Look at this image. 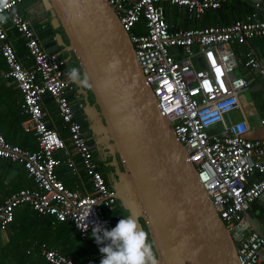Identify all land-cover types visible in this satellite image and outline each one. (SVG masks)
Instances as JSON below:
<instances>
[{"label":"built area","instance_id":"1","mask_svg":"<svg viewBox=\"0 0 264 264\" xmlns=\"http://www.w3.org/2000/svg\"><path fill=\"white\" fill-rule=\"evenodd\" d=\"M29 1L43 7L40 0H0V15L7 17L0 22V53L8 66L6 76L23 95L24 127L35 132L38 148L13 144L0 132V160L22 163L37 187L13 192L0 205V231L13 223L17 206L28 204L41 215L71 221L81 237L87 238L96 223L110 229L126 216L120 213L115 188L94 156L86 127L73 107L77 100L70 98L75 84L66 72L67 58L41 42L32 19L21 10ZM226 1L108 0L134 44L160 108L223 218L240 264H264V232L251 216L253 203L264 194V137H251L253 128L248 121L233 116L240 108L241 93L250 85L237 68L256 71L264 83V61L253 52L239 56L235 44L263 37L264 19L255 9L232 23L176 29L166 16L168 6H178L201 17ZM42 18L43 14L38 20L43 22ZM10 27L24 38L33 66L19 58ZM46 96L57 103L67 137L46 122ZM64 161L75 174L80 169L86 172L91 193L65 184L58 174ZM41 252L52 264H98L94 256L77 262L47 245Z\"/></svg>","mask_w":264,"mask_h":264},{"label":"water","instance_id":"2","mask_svg":"<svg viewBox=\"0 0 264 264\" xmlns=\"http://www.w3.org/2000/svg\"><path fill=\"white\" fill-rule=\"evenodd\" d=\"M40 2L44 21H37V34L48 50L75 59L87 76L88 89L73 81L85 97L84 105L79 100L73 107L78 117L93 120L111 149L117 198L148 232L159 264H240L115 8L108 0Z\"/></svg>","mask_w":264,"mask_h":264},{"label":"crops","instance_id":"3","mask_svg":"<svg viewBox=\"0 0 264 264\" xmlns=\"http://www.w3.org/2000/svg\"><path fill=\"white\" fill-rule=\"evenodd\" d=\"M256 3H260L259 8L255 7ZM43 9L30 1L21 6L22 12L32 19L36 27L39 24L37 14L41 16ZM255 9L258 10L259 17L264 19V0H228L217 9L206 11L201 17L194 16L184 8L168 6L166 16L173 28L186 29L232 23L237 19L246 18ZM35 10L38 13L32 14ZM9 33L19 58L25 65L33 66L24 38L11 27ZM235 49L239 56H246L248 52H253L264 61V36L255 37L246 42L237 41ZM62 55L68 61L67 73L74 67L79 68L78 63L76 65L74 62L75 59H70L67 53ZM7 69L8 66L0 53V132L13 144L35 150L38 148L35 132L24 127L27 114L24 112L23 95L17 85L6 76ZM237 73L246 75L250 85L241 93L240 108L233 116L236 119L248 121L253 128L251 137L263 138L264 83L262 77L256 71L249 72L243 66L237 68ZM75 92L76 88L70 94V98L73 101H79L80 97L73 95ZM44 115L50 126L58 128L64 137L68 136V130L60 118L57 103L50 96L44 98ZM79 118L82 119V117ZM70 152L79 163L77 154L73 150ZM57 155H62V152L58 151ZM58 174L62 176L68 187L83 193L92 192L89 176L83 169L75 174L64 161L58 167ZM36 187V181L22 163L7 159L0 160V205L4 204L13 192ZM120 213L123 214L121 210ZM251 216L256 227L264 232V194L253 203ZM91 235L90 232L87 238H82L71 221H60L54 215H41L28 204L19 205L15 209V218L8 230L0 231V264H52L41 252L43 245L56 249L77 262H84L94 256L99 264L101 258L99 246Z\"/></svg>","mask_w":264,"mask_h":264},{"label":"clouds","instance_id":"4","mask_svg":"<svg viewBox=\"0 0 264 264\" xmlns=\"http://www.w3.org/2000/svg\"><path fill=\"white\" fill-rule=\"evenodd\" d=\"M6 19L0 15V22ZM67 75L81 86H89L87 76H82L78 68H72ZM91 233L99 246V264H159L148 232L131 215L120 217L110 229L96 223Z\"/></svg>","mask_w":264,"mask_h":264},{"label":"flooded vegetation","instance_id":"5","mask_svg":"<svg viewBox=\"0 0 264 264\" xmlns=\"http://www.w3.org/2000/svg\"><path fill=\"white\" fill-rule=\"evenodd\" d=\"M78 68V67H77ZM81 75L83 76L80 68H78ZM76 88V92L73 93V95H79V89L80 87H78L77 85H75ZM88 89V87H86ZM84 96H81L79 98V100L82 102V105H84ZM88 99L92 102L94 100V97L92 95V93L89 94ZM77 116H78V111H77ZM82 122L83 125L86 127V135L89 139L90 145L92 147V151L94 156L99 160L100 165L105 173V176L107 178V180H109V182L111 180H113L115 178V176H117V171H116V167L113 164V156L111 153V149L109 148L107 142L102 138L101 133L96 132L97 130L93 127L92 123L93 120L88 119L87 115L82 117ZM117 158L120 162V157L117 154ZM111 183V182H110Z\"/></svg>","mask_w":264,"mask_h":264},{"label":"rangeland","instance_id":"6","mask_svg":"<svg viewBox=\"0 0 264 264\" xmlns=\"http://www.w3.org/2000/svg\"><path fill=\"white\" fill-rule=\"evenodd\" d=\"M34 13H38V11L37 10H35V11H33V13L32 14H34ZM37 18H40V16H39V14H37ZM75 62V64L77 65V61H74ZM117 177L118 176H115V178L113 179V180H111L110 182L114 185V183H116V181H117ZM119 209L124 213V214H126L127 212H128V210H127V208L125 207V206H123L121 203H119ZM127 215H128V213H127Z\"/></svg>","mask_w":264,"mask_h":264},{"label":"trees","instance_id":"7","mask_svg":"<svg viewBox=\"0 0 264 264\" xmlns=\"http://www.w3.org/2000/svg\"><path fill=\"white\" fill-rule=\"evenodd\" d=\"M60 176V175H59ZM60 178H62V176H60ZM62 180H63V178H62ZM64 181V180H63ZM65 182V181H64ZM65 184L67 185V183L65 182ZM128 213V212H127ZM127 213L126 214H124L123 213V215H125V216H127Z\"/></svg>","mask_w":264,"mask_h":264}]
</instances>
